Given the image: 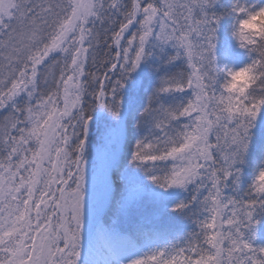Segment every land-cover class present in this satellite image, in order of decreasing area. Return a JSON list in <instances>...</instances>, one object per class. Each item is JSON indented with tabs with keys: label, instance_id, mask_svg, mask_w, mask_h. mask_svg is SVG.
Wrapping results in <instances>:
<instances>
[{
	"label": "snow or ice",
	"instance_id": "obj_1",
	"mask_svg": "<svg viewBox=\"0 0 264 264\" xmlns=\"http://www.w3.org/2000/svg\"><path fill=\"white\" fill-rule=\"evenodd\" d=\"M261 15L0 0V264H264Z\"/></svg>",
	"mask_w": 264,
	"mask_h": 264
},
{
	"label": "clouds",
	"instance_id": "obj_2",
	"mask_svg": "<svg viewBox=\"0 0 264 264\" xmlns=\"http://www.w3.org/2000/svg\"><path fill=\"white\" fill-rule=\"evenodd\" d=\"M241 28L245 32L264 30V15L248 20L246 23L241 25Z\"/></svg>",
	"mask_w": 264,
	"mask_h": 264
},
{
	"label": "trees",
	"instance_id": "obj_3",
	"mask_svg": "<svg viewBox=\"0 0 264 264\" xmlns=\"http://www.w3.org/2000/svg\"><path fill=\"white\" fill-rule=\"evenodd\" d=\"M97 51H98V57H99L98 63H97V65L95 67H93L91 65V63H90L88 70L89 71L93 70L94 72L96 71L98 74H101L102 75L104 69L102 67H100L99 60L105 59L104 53L106 51V45H105V43H104L103 40L101 41V46H100V48Z\"/></svg>",
	"mask_w": 264,
	"mask_h": 264
},
{
	"label": "rangeland",
	"instance_id": "obj_4",
	"mask_svg": "<svg viewBox=\"0 0 264 264\" xmlns=\"http://www.w3.org/2000/svg\"><path fill=\"white\" fill-rule=\"evenodd\" d=\"M254 243L258 245H264V217L261 218L260 223L257 226V236Z\"/></svg>",
	"mask_w": 264,
	"mask_h": 264
}]
</instances>
